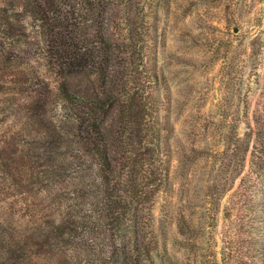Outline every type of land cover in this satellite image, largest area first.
I'll return each instance as SVG.
<instances>
[{"label":"rangeland","instance_id":"rangeland-1","mask_svg":"<svg viewBox=\"0 0 264 264\" xmlns=\"http://www.w3.org/2000/svg\"><path fill=\"white\" fill-rule=\"evenodd\" d=\"M108 17L109 38L139 51L159 129L161 181L136 240L128 233L136 263L264 264V0H113ZM34 46L18 49L30 69L20 88L0 69L1 157L38 137L31 101L48 114L54 96L62 105ZM20 171L7 181L0 170L1 197L17 219H49L45 184Z\"/></svg>","mask_w":264,"mask_h":264},{"label":"trees","instance_id":"trees-1","mask_svg":"<svg viewBox=\"0 0 264 264\" xmlns=\"http://www.w3.org/2000/svg\"><path fill=\"white\" fill-rule=\"evenodd\" d=\"M112 2L0 0V69L13 73L7 88H20L30 70L18 49L37 45L62 99L54 96L50 114L31 101L38 137L0 156L4 180L20 169L19 182L45 184L50 216L15 218L0 185V264H137L128 233L136 240L161 181L159 129L133 56L139 51L108 36Z\"/></svg>","mask_w":264,"mask_h":264}]
</instances>
